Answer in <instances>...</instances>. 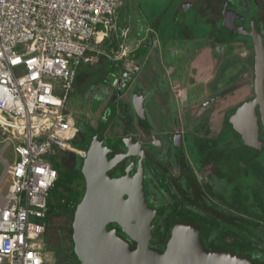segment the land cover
I'll return each mask as SVG.
<instances>
[{
	"label": "flooded vegetation",
	"instance_id": "flooded-vegetation-1",
	"mask_svg": "<svg viewBox=\"0 0 264 264\" xmlns=\"http://www.w3.org/2000/svg\"><path fill=\"white\" fill-rule=\"evenodd\" d=\"M187 15H183L185 24ZM173 21L176 24V19ZM217 21L219 28L214 27L205 37L192 32L191 38H184V61L177 59L171 63L173 67L166 64L171 61L167 57L172 52L169 45L175 42L155 31L151 42L158 54L152 75L155 95L149 97L150 93L135 82L143 67L136 64L133 73L127 71L110 80L115 81L118 91L94 119L86 117L84 125L76 120V143L87 152L97 135L107 146L109 159L126 151L121 144L124 140L134 138L141 143V151L149 158L125 156L108 173L115 177L129 170L134 175L142 162L146 201L156 209L151 247L165 250L174 224L190 222L199 227L206 249L231 250L264 264V128L260 106L255 108L263 142L261 152L254 157L238 152L243 138L230 120L240 104L255 96L256 46L264 48V0H225ZM170 25L168 22L163 28ZM169 69L176 73H168ZM146 102L152 103L156 112L148 114ZM141 110L149 119L140 116ZM134 150L140 151L137 145ZM73 160L63 158L61 167L85 189L82 161L76 168ZM62 217L63 213L50 215L44 232L45 246L57 261L67 251L72 227L71 219L66 226L55 227L54 221ZM108 226L118 227L116 223ZM118 233L136 247L121 229ZM65 258L58 264H72Z\"/></svg>",
	"mask_w": 264,
	"mask_h": 264
},
{
	"label": "built area",
	"instance_id": "built-area-1",
	"mask_svg": "<svg viewBox=\"0 0 264 264\" xmlns=\"http://www.w3.org/2000/svg\"><path fill=\"white\" fill-rule=\"evenodd\" d=\"M122 0H0V148L10 175L0 206V264H45L39 240L51 189L53 160L72 151L78 127L67 106L78 67L101 56L129 60V25H121ZM120 38L117 52L103 43ZM136 70V65L128 70ZM130 70V71H131ZM13 146L9 165L4 150ZM81 157L85 150H78Z\"/></svg>",
	"mask_w": 264,
	"mask_h": 264
},
{
	"label": "water",
	"instance_id": "water-1",
	"mask_svg": "<svg viewBox=\"0 0 264 264\" xmlns=\"http://www.w3.org/2000/svg\"><path fill=\"white\" fill-rule=\"evenodd\" d=\"M260 36V35H259ZM260 41V39L258 38ZM256 81L253 99L240 104L230 117L231 122L243 138L240 154L249 157L262 150L260 121L256 106H260V118L264 128V48L256 46ZM114 105V102H113ZM142 118L149 119L144 110L138 111ZM121 144L126 151L109 159L107 146L94 135L86 156L83 157L81 172L86 187L76 204L72 221L74 252L81 264H259L246 254L231 250H208L200 239L199 227L190 222L174 224L165 250L150 246L153 236L152 219L156 209L146 201L143 179L144 169L140 161L134 175L112 177L108 170L121 159L136 156L149 158L142 152L141 143L134 138ZM137 145L140 151L134 150ZM110 150V148H109ZM142 150V151H141ZM131 169V167H130ZM116 223L118 227H109ZM121 229L136 247L118 233Z\"/></svg>",
	"mask_w": 264,
	"mask_h": 264
},
{
	"label": "crops",
	"instance_id": "crops-1",
	"mask_svg": "<svg viewBox=\"0 0 264 264\" xmlns=\"http://www.w3.org/2000/svg\"><path fill=\"white\" fill-rule=\"evenodd\" d=\"M224 1L225 0H122L123 5L118 9V16L121 25H129L130 28L126 39L130 49L129 60L124 59L115 61L106 56H101L97 63H82V66L77 71L72 92L81 91L82 98L85 100L93 98L95 101H101L99 105V110H101L104 107L103 105L107 104V100L113 92L115 93L118 91L114 85L115 81L114 83L109 81L113 79L116 80L118 77L121 78L127 71L133 73V70L130 69V71L128 68L139 64L143 67L141 72L135 75V82H138L145 92L147 91L150 93L149 97L155 95L156 88H153L152 75L156 70V65H158V54L156 49L152 48L151 45L155 31L160 30L159 32L163 34V37L167 34L169 39L175 42L169 45L172 52L171 54L167 53V57L172 62L167 61L166 65L171 66V63L174 64L177 59L184 61V53H182L184 38H191V34L194 32L199 33L198 35H201L202 38L203 36L205 37L207 32L211 29L213 30L214 27L219 28L220 24L217 21V17L220 14V8ZM186 3L189 5L185 6ZM173 4L175 5L173 11L166 12ZM243 12L245 13L247 11ZM184 13L188 14L186 24L183 21ZM192 15L196 16L194 17L195 19ZM175 19L176 24L173 21ZM168 22L171 24L170 27L164 29L163 26L167 25ZM195 22H197V24H194ZM121 43L122 41L120 38H115L105 41L103 47L107 52H117ZM114 70H117V72L113 73ZM110 72H112L113 76H109ZM168 73L175 74L176 71L175 69H169ZM90 87H92L93 90L90 89ZM175 90L176 87H173V91ZM146 104L148 107V114L151 113V111L156 112L155 106L152 103L146 102ZM120 105L121 100L119 102V108ZM160 106H162V104ZM99 110L96 112L97 115L99 114ZM70 112L72 113L71 110ZM88 116L89 112L87 113V117ZM76 141L75 137L73 142L76 143ZM67 152L69 151L59 152V154L62 155L59 156L61 161L63 158L68 159V156H65ZM1 180L2 177L0 178V181ZM9 185L10 184L7 186L6 193ZM45 219L50 220L49 217ZM58 262H60V260L57 261V264Z\"/></svg>",
	"mask_w": 264,
	"mask_h": 264
},
{
	"label": "rangeland",
	"instance_id": "rangeland-1",
	"mask_svg": "<svg viewBox=\"0 0 264 264\" xmlns=\"http://www.w3.org/2000/svg\"><path fill=\"white\" fill-rule=\"evenodd\" d=\"M175 5L173 4L170 9H168L166 12H172L174 9ZM134 15V14H133ZM135 18V16H134ZM82 65H80L81 67ZM80 67L78 69H80ZM117 70H114L113 73H116ZM112 75V72H110L109 76ZM113 76V75H112ZM110 82V81H109ZM90 89L93 90L92 87H90ZM103 99V97H102ZM67 106L69 107V109L72 111L73 116L75 117L76 120H78V122L82 123L83 125L86 123V117H87V113L89 112V116L91 119H94V116L96 114V112L99 110V104L97 103V101H95L93 98L89 99V100H85L82 98V93L81 91H76V92H72L68 98L67 101ZM4 137L5 135H3V133L0 131V148L3 146V141H4ZM74 148L72 151L67 152L65 154V156L71 157L73 160L72 164H75V167H78V163L83 161V158L81 157V155L79 154L78 150H81L82 146L76 144L73 142ZM3 157L4 159L8 162L9 165H13L14 161L16 159V155L13 149V146H9L7 147L4 152H3ZM76 160V163H75ZM80 164V163H79ZM5 169V165L2 161H0V178L2 177V180L0 181V192L1 194H3L2 196L5 195L6 190H7V186L8 184H10V175L9 174H5L3 176V172ZM220 184L224 185L223 182H220ZM0 194V206L3 203V198L1 197ZM223 194H226L225 191L223 192ZM150 200V199H149ZM70 216L64 214V217L62 218H57L54 221V225L55 227H63L66 226V224L70 223ZM31 221L33 222H39V223H48V219H35V218H31ZM69 240V239H68ZM67 239L65 241H68ZM45 237L42 236V238L39 240V243H41L44 247V249L46 248L45 246ZM69 253L68 251H66L65 255H61L60 256V260L63 261L64 257L66 256L65 259H67L69 257ZM45 254H46V262L45 264H57V258L56 256L52 253V251H49L47 248L45 249Z\"/></svg>",
	"mask_w": 264,
	"mask_h": 264
},
{
	"label": "trees",
	"instance_id": "trees-1",
	"mask_svg": "<svg viewBox=\"0 0 264 264\" xmlns=\"http://www.w3.org/2000/svg\"><path fill=\"white\" fill-rule=\"evenodd\" d=\"M59 156L62 155L58 153V156L53 160V166L58 171V179L49 194L47 217L63 213L69 215L73 221L76 204L81 199L85 189L81 182H79L78 178L72 174L64 172L61 167V158L59 159ZM78 186H81V190L78 189ZM70 229L69 245L67 247V251L70 253L67 259L72 264H81L74 252V243L72 240L73 229L71 226Z\"/></svg>",
	"mask_w": 264,
	"mask_h": 264
}]
</instances>
